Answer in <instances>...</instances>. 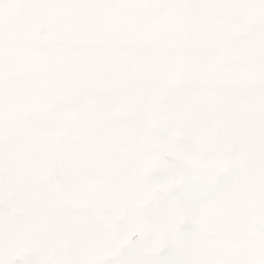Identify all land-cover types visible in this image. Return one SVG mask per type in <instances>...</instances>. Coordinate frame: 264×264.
I'll list each match as a JSON object with an SVG mask.
<instances>
[{
  "label": "snow or ice",
  "instance_id": "6c2138e0",
  "mask_svg": "<svg viewBox=\"0 0 264 264\" xmlns=\"http://www.w3.org/2000/svg\"><path fill=\"white\" fill-rule=\"evenodd\" d=\"M0 264H264V0H0Z\"/></svg>",
  "mask_w": 264,
  "mask_h": 264
}]
</instances>
